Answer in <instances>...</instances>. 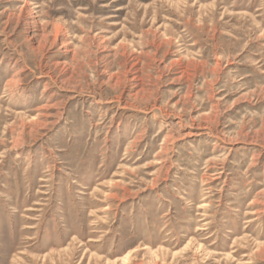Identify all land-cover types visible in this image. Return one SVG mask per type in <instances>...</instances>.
Masks as SVG:
<instances>
[{
	"label": "rangeland",
	"instance_id": "374dc122",
	"mask_svg": "<svg viewBox=\"0 0 264 264\" xmlns=\"http://www.w3.org/2000/svg\"><path fill=\"white\" fill-rule=\"evenodd\" d=\"M0 264H264V0H0Z\"/></svg>",
	"mask_w": 264,
	"mask_h": 264
}]
</instances>
